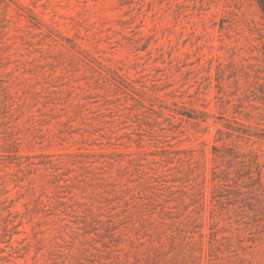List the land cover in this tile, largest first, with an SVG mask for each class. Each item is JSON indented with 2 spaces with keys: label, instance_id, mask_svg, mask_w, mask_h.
Here are the masks:
<instances>
[{
  "label": "rangeland",
  "instance_id": "1",
  "mask_svg": "<svg viewBox=\"0 0 264 264\" xmlns=\"http://www.w3.org/2000/svg\"><path fill=\"white\" fill-rule=\"evenodd\" d=\"M264 0H0V264H264Z\"/></svg>",
  "mask_w": 264,
  "mask_h": 264
},
{
  "label": "trees",
  "instance_id": "2",
  "mask_svg": "<svg viewBox=\"0 0 264 264\" xmlns=\"http://www.w3.org/2000/svg\"><path fill=\"white\" fill-rule=\"evenodd\" d=\"M261 5V7H262V11H263V14H264V4H260ZM263 18H264V16H263Z\"/></svg>",
  "mask_w": 264,
  "mask_h": 264
}]
</instances>
